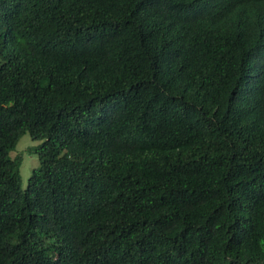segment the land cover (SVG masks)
Instances as JSON below:
<instances>
[{
  "label": "trees",
  "instance_id": "16d2710c",
  "mask_svg": "<svg viewBox=\"0 0 264 264\" xmlns=\"http://www.w3.org/2000/svg\"><path fill=\"white\" fill-rule=\"evenodd\" d=\"M0 57V264H264V0H0Z\"/></svg>",
  "mask_w": 264,
  "mask_h": 264
},
{
  "label": "rangeland",
  "instance_id": "374dc122",
  "mask_svg": "<svg viewBox=\"0 0 264 264\" xmlns=\"http://www.w3.org/2000/svg\"><path fill=\"white\" fill-rule=\"evenodd\" d=\"M0 60H2L1 57ZM40 142L41 140L34 139L29 133L25 132L18 138L15 147L9 151L10 157L17 156L20 160L18 169L22 188L26 187L32 170L39 165L37 155L33 150Z\"/></svg>",
  "mask_w": 264,
  "mask_h": 264
}]
</instances>
